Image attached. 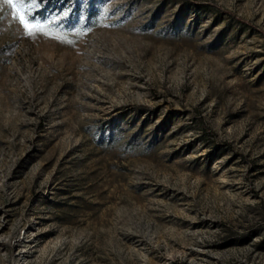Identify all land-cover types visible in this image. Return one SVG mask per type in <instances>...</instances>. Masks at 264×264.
<instances>
[{"label": "rangeland", "instance_id": "1", "mask_svg": "<svg viewBox=\"0 0 264 264\" xmlns=\"http://www.w3.org/2000/svg\"><path fill=\"white\" fill-rule=\"evenodd\" d=\"M64 10L0 22V264H264V0Z\"/></svg>", "mask_w": 264, "mask_h": 264}, {"label": "snow or ice", "instance_id": "2", "mask_svg": "<svg viewBox=\"0 0 264 264\" xmlns=\"http://www.w3.org/2000/svg\"><path fill=\"white\" fill-rule=\"evenodd\" d=\"M43 3L44 0H0V22L10 16L28 38L44 36L63 40L62 24L69 18V11L64 10L57 15L42 18L38 10L42 8ZM5 8L8 9L7 12ZM83 22L84 18L81 19V23ZM75 31L77 35L83 34L79 29Z\"/></svg>", "mask_w": 264, "mask_h": 264}]
</instances>
